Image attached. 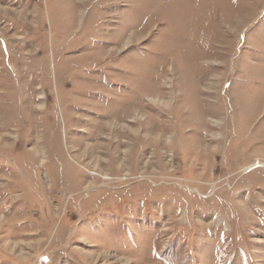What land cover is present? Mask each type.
Returning <instances> with one entry per match:
<instances>
[{"label":"rangeland","instance_id":"374dc122","mask_svg":"<svg viewBox=\"0 0 264 264\" xmlns=\"http://www.w3.org/2000/svg\"><path fill=\"white\" fill-rule=\"evenodd\" d=\"M0 264H264V0H0Z\"/></svg>","mask_w":264,"mask_h":264},{"label":"bare ground","instance_id":"6f19581e","mask_svg":"<svg viewBox=\"0 0 264 264\" xmlns=\"http://www.w3.org/2000/svg\"><path fill=\"white\" fill-rule=\"evenodd\" d=\"M248 170H249V169H248ZM248 170H247V171H248ZM247 171H246V172H247ZM249 171H250V170H249Z\"/></svg>","mask_w":264,"mask_h":264}]
</instances>
